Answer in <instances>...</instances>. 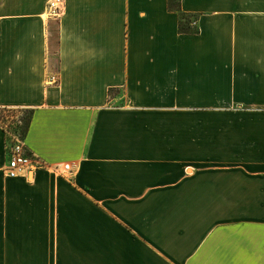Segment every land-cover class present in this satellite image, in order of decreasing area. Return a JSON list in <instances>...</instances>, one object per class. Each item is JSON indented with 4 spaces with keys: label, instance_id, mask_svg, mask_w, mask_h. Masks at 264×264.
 <instances>
[{
    "label": "crops",
    "instance_id": "obj_1",
    "mask_svg": "<svg viewBox=\"0 0 264 264\" xmlns=\"http://www.w3.org/2000/svg\"><path fill=\"white\" fill-rule=\"evenodd\" d=\"M49 1L0 0V108L43 164L7 178L0 127V264H264V0H179L195 34Z\"/></svg>",
    "mask_w": 264,
    "mask_h": 264
},
{
    "label": "built area",
    "instance_id": "obj_2",
    "mask_svg": "<svg viewBox=\"0 0 264 264\" xmlns=\"http://www.w3.org/2000/svg\"><path fill=\"white\" fill-rule=\"evenodd\" d=\"M64 7L63 0H50L46 6V12L48 17L58 19L62 14ZM195 25V20L193 21ZM53 83L57 80L52 78ZM10 116H16L14 110L8 109ZM8 113V112H6ZM5 138V156L7 159L6 166L3 172L7 178L15 179L35 170L43 167L34 156L29 155L25 152L22 136L19 134H9L3 131ZM70 169V164L65 163L61 165V170L66 172Z\"/></svg>",
    "mask_w": 264,
    "mask_h": 264
},
{
    "label": "rangeland",
    "instance_id": "obj_3",
    "mask_svg": "<svg viewBox=\"0 0 264 264\" xmlns=\"http://www.w3.org/2000/svg\"><path fill=\"white\" fill-rule=\"evenodd\" d=\"M195 20V18H189L188 22L185 19H182L181 21V27H185V23H189V25L191 27H194V23L193 21ZM14 110V109H12ZM12 112H15L16 116L14 115L13 117H11L9 113H4L3 115L1 114L0 116H4L1 117V123H0V127L3 129V131L9 134H16V135H20L23 136V130H22V126L24 124V118L28 115V111L27 110H14Z\"/></svg>",
    "mask_w": 264,
    "mask_h": 264
},
{
    "label": "trees",
    "instance_id": "obj_4",
    "mask_svg": "<svg viewBox=\"0 0 264 264\" xmlns=\"http://www.w3.org/2000/svg\"><path fill=\"white\" fill-rule=\"evenodd\" d=\"M167 6H168L169 10H172V11H174V12L177 13L178 18H179V31L181 33H191V34H195V33L198 32L196 26L191 27L189 25V23H187L188 20H189V18H193L194 17L196 19V17L194 15H189V14L182 13L180 11V9H179V0H167ZM182 19H185L187 21L185 23V25H186L185 27H181V21H182ZM6 112L9 113L8 109H6V108H0V115L1 114L3 115ZM27 113H28V115L24 118L25 120H24V124L22 126L23 132L26 130V128H27V126L29 124V120H30V113L29 112H27ZM1 117H4V116H0V119H1ZM1 122L2 121L0 120V123Z\"/></svg>",
    "mask_w": 264,
    "mask_h": 264
}]
</instances>
